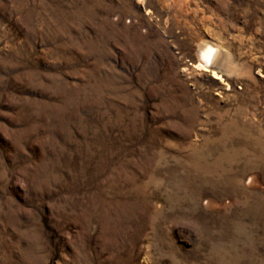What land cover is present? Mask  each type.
I'll use <instances>...</instances> for the list:
<instances>
[{
	"label": "rangeland",
	"instance_id": "obj_1",
	"mask_svg": "<svg viewBox=\"0 0 264 264\" xmlns=\"http://www.w3.org/2000/svg\"><path fill=\"white\" fill-rule=\"evenodd\" d=\"M0 264H264V0H0Z\"/></svg>",
	"mask_w": 264,
	"mask_h": 264
},
{
	"label": "bare ground",
	"instance_id": "obj_2",
	"mask_svg": "<svg viewBox=\"0 0 264 264\" xmlns=\"http://www.w3.org/2000/svg\"><path fill=\"white\" fill-rule=\"evenodd\" d=\"M216 54H217L216 47L209 44L206 45V48L201 52V58L204 62V67H211L214 64Z\"/></svg>",
	"mask_w": 264,
	"mask_h": 264
}]
</instances>
